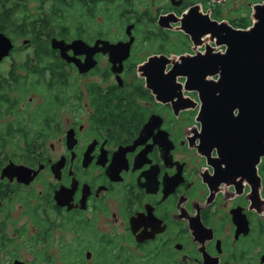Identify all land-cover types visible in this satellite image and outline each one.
Wrapping results in <instances>:
<instances>
[{"label": "flooded vegetation", "instance_id": "obj_1", "mask_svg": "<svg viewBox=\"0 0 264 264\" xmlns=\"http://www.w3.org/2000/svg\"><path fill=\"white\" fill-rule=\"evenodd\" d=\"M236 1L0 0V264H264V154L182 65Z\"/></svg>", "mask_w": 264, "mask_h": 264}, {"label": "water", "instance_id": "obj_2", "mask_svg": "<svg viewBox=\"0 0 264 264\" xmlns=\"http://www.w3.org/2000/svg\"><path fill=\"white\" fill-rule=\"evenodd\" d=\"M207 28L226 47L223 54L183 57L182 65L200 63L201 77L220 75L214 84L207 87L206 94L220 111H239L238 120L249 121L254 137L256 163L264 154V2L253 7V24L247 29H232L226 23ZM9 44L0 37V60L7 56ZM65 48L64 44H54ZM73 47V45H71ZM190 65V64H189ZM88 70V69H86ZM196 71L193 67L189 72ZM200 84V87H202ZM203 96V91H201ZM4 176L18 177L20 182L29 184L34 176L29 170L10 165L3 171Z\"/></svg>", "mask_w": 264, "mask_h": 264}, {"label": "trees", "instance_id": "obj_3", "mask_svg": "<svg viewBox=\"0 0 264 264\" xmlns=\"http://www.w3.org/2000/svg\"><path fill=\"white\" fill-rule=\"evenodd\" d=\"M250 15H251V10H249V12H248V17H247V18H241V15L237 16L236 22H238V27H239V29H247V28H249V27L253 24V22H252V20H251V18H250ZM9 17H10V15L7 14V12H5L4 17L1 18V20H3V22L0 24L1 27H3L4 24H6V23H7V24L10 23V21H9ZM0 30H3V29L0 28ZM53 81H54V80H53ZM33 84H35V85H37V86H46V85H45L43 82H41V81H37V82H35V83H33ZM29 85H30V84H29L28 82H26V81H23V82L20 81V82H18L16 88L19 87V91L16 90V93H17V95H18L20 98L25 99V97L29 94V93H28L29 90L26 89V87H28ZM17 99H18V97H17Z\"/></svg>", "mask_w": 264, "mask_h": 264}, {"label": "rangeland", "instance_id": "obj_4", "mask_svg": "<svg viewBox=\"0 0 264 264\" xmlns=\"http://www.w3.org/2000/svg\"><path fill=\"white\" fill-rule=\"evenodd\" d=\"M243 3H244L243 0H241V1H236V2H235V6H234V8H237V9H238V8H241V6H242ZM229 12H230V10H227V11H226V13H229ZM241 14H243V15H246V14H247V15H248L247 12H243V11L241 12ZM237 16H238V14H236V15H232V18H236ZM250 18H251V20H252V22H253L252 14L250 15ZM70 19H71V18H70ZM0 70H1V67H0ZM28 90H29V89H28ZM28 93H29L28 95L33 94V91H31V89H30V90L28 91ZM39 94H42V93L39 92ZM28 95H27V96H28ZM27 96H26V97H27Z\"/></svg>", "mask_w": 264, "mask_h": 264}]
</instances>
